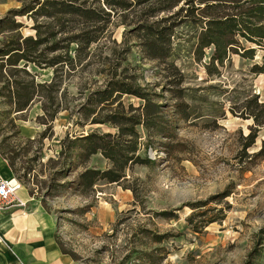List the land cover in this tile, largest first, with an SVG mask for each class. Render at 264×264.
I'll return each instance as SVG.
<instances>
[{"label":"rangeland","instance_id":"obj_1","mask_svg":"<svg viewBox=\"0 0 264 264\" xmlns=\"http://www.w3.org/2000/svg\"><path fill=\"white\" fill-rule=\"evenodd\" d=\"M27 1L0 0V19ZM16 21L22 24L23 37L34 35L31 20L17 17ZM134 23L136 18L129 13L126 20L118 19L111 27L119 45V58L124 59L122 67L128 69V75H137L141 86L157 85V93L164 95L161 103H170L169 94L160 92L167 83L163 65L139 52ZM194 33V29L185 28L176 32V43H182L176 65L185 76L184 87L195 97L191 119L177 121L173 138L163 140L166 142L162 145L154 144L147 151L153 165L134 166L126 171L127 182L139 195L136 206L124 183L99 181L91 190L78 188L75 182L79 173L87 168L104 170L110 166L100 154L86 162L77 153L59 155L61 147L68 145L66 139L94 130L111 131L106 126L78 120L77 109L82 101L72 99H78V77L66 82L64 110L51 127L39 119L43 115L39 96L23 112H15L0 96V158L30 197V202L20 209L29 213L40 208L50 219L55 244L68 264H153L144 253L153 254L154 264H243L253 248L255 233L264 227V156H256L264 141V129L258 131L245 157L242 150L252 122L234 117L228 109L233 103L241 104L250 94L258 95L264 102V74L250 71L253 65L262 63L261 54L257 52L253 60L233 55L230 64L220 69V77L210 80L202 64L194 60ZM8 35L0 33V46ZM125 41L131 47L127 54ZM109 54V49H105L103 55ZM27 69L36 83L51 79L50 69L32 65ZM83 76L102 80L100 76L88 78L86 73ZM209 85L219 87L206 89ZM122 100L135 107L141 104L130 96ZM217 102L225 116L199 117L208 110V104L213 105L211 111L215 113ZM171 116L172 113H165L164 122L171 121ZM222 194L228 196L221 200ZM204 202L206 206L195 208ZM205 211L192 222L187 221L193 213ZM161 212L172 216H157ZM196 229L201 230L197 233ZM145 234L168 237L154 243ZM256 264H264V258Z\"/></svg>","mask_w":264,"mask_h":264},{"label":"trees","instance_id":"obj_2","mask_svg":"<svg viewBox=\"0 0 264 264\" xmlns=\"http://www.w3.org/2000/svg\"><path fill=\"white\" fill-rule=\"evenodd\" d=\"M129 13L136 18L133 34L139 52L144 58L163 65L167 83L160 92L169 94L170 103H161L164 95L157 93V85L141 86L137 75H128V69L122 67L124 59L119 58V45L113 39L111 27L118 19L126 20ZM17 17H27L33 22L34 35H21L22 24L16 21ZM182 28L195 30L192 54L210 80L220 77V69L230 64L233 55L253 60L257 52L262 63L253 65L250 71L264 74V0H29L0 19V33H9L0 46V96L15 112L27 110L39 96L43 111L39 119L51 127L64 110L66 82L78 77L75 84L78 99L72 98L82 101L77 109L78 120L83 124L106 126L111 131L94 130L66 139L68 145L61 147L59 155L69 157L77 153L86 162L100 154L110 166L104 170L87 168L79 173L75 182L78 188L91 190L99 181L124 183V188L132 192L136 206L139 195L127 182L126 171L134 166L153 165L147 151L154 144L162 145L166 142L163 140L172 139L177 121H189L192 116L190 108L195 97L184 87L185 76L176 65L182 48L181 41L176 43V32ZM130 48L126 45L124 54ZM105 49H109V55H103ZM204 59L208 61L202 63ZM29 65L50 69L51 79L36 83L27 69ZM85 73L88 78L93 75L102 80L84 78ZM217 87L209 85L206 89ZM124 96L138 99L141 104L126 105ZM217 104L215 113L211 111L213 105L208 104V110L199 117L225 116V110ZM164 109L172 113L171 121L164 122L168 113ZM228 111L234 117L252 122L242 150L246 157V149L255 143L258 131L264 129V102L258 95L250 94L241 104L233 103ZM256 156H264V141ZM227 196L222 194L220 198ZM206 205L200 203L195 208ZM205 213H193L187 221L190 223ZM157 216L166 219L172 214L161 212ZM147 234L154 243L168 237ZM144 256L155 263L153 254L144 253ZM262 257L264 227L255 233L254 246L243 264H256Z\"/></svg>","mask_w":264,"mask_h":264},{"label":"crops","instance_id":"obj_3","mask_svg":"<svg viewBox=\"0 0 264 264\" xmlns=\"http://www.w3.org/2000/svg\"><path fill=\"white\" fill-rule=\"evenodd\" d=\"M0 176L13 177L1 158ZM21 189L17 199L24 205L0 214V264H68L55 244L50 219L40 208L29 213L20 209L30 202V197Z\"/></svg>","mask_w":264,"mask_h":264},{"label":"built area","instance_id":"obj_4","mask_svg":"<svg viewBox=\"0 0 264 264\" xmlns=\"http://www.w3.org/2000/svg\"><path fill=\"white\" fill-rule=\"evenodd\" d=\"M23 187L22 183L16 178L3 179L0 176V214L10 208L22 206V202L17 199V192Z\"/></svg>","mask_w":264,"mask_h":264},{"label":"bare ground","instance_id":"obj_5","mask_svg":"<svg viewBox=\"0 0 264 264\" xmlns=\"http://www.w3.org/2000/svg\"><path fill=\"white\" fill-rule=\"evenodd\" d=\"M24 205V204H23Z\"/></svg>","mask_w":264,"mask_h":264}]
</instances>
